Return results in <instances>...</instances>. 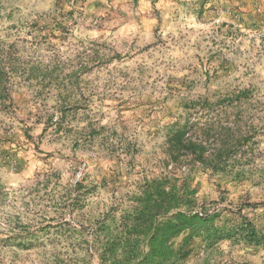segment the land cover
Masks as SVG:
<instances>
[{"label": "rangeland", "instance_id": "374dc122", "mask_svg": "<svg viewBox=\"0 0 264 264\" xmlns=\"http://www.w3.org/2000/svg\"><path fill=\"white\" fill-rule=\"evenodd\" d=\"M0 64V264H100L154 181L264 234V0H0ZM176 127L218 161L170 162ZM177 264L264 250L197 238Z\"/></svg>", "mask_w": 264, "mask_h": 264}, {"label": "trees", "instance_id": "16d2710c", "mask_svg": "<svg viewBox=\"0 0 264 264\" xmlns=\"http://www.w3.org/2000/svg\"><path fill=\"white\" fill-rule=\"evenodd\" d=\"M5 75L0 64V99L9 95ZM166 143L168 160L175 166L182 164V157H190L200 165L211 161L205 157V148L200 143L185 139L182 127L170 131ZM217 161L215 157L211 163ZM170 181L173 184L168 190L161 182L154 181L135 196L136 206H131L123 217L116 235L108 236V229L105 230L100 264L109 258L114 260L119 252L124 264H177L188 256L191 241L197 238L208 246L232 239L264 250V234L240 214L233 216L234 221L223 222L224 227H217L214 223L219 215L195 210L196 192L189 186L188 178L180 184ZM179 238L180 242L175 244Z\"/></svg>", "mask_w": 264, "mask_h": 264}]
</instances>
